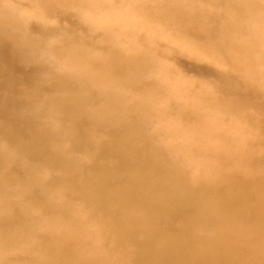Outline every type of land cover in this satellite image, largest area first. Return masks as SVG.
Instances as JSON below:
<instances>
[{"label":"bare ground","instance_id":"6f19581e","mask_svg":"<svg viewBox=\"0 0 264 264\" xmlns=\"http://www.w3.org/2000/svg\"><path fill=\"white\" fill-rule=\"evenodd\" d=\"M10 1L25 12L0 0V73L20 61L72 65L67 79L61 69L47 75L60 90L51 112L72 128L53 146L25 143L35 113L21 119L24 96L17 100L0 80V136L19 142L28 159L0 152V264L29 261L22 253L37 264H264V157L253 153L264 140V118L255 113L264 107V0ZM125 3L126 15L147 28L146 42L110 48L109 33L130 31L118 18ZM31 15L56 22L34 33L62 39L39 45L25 26ZM66 15L77 22L65 27L59 20ZM84 20V34L96 35L92 42L77 34ZM76 42L102 53H63ZM160 44L220 63L224 104L213 106V95L198 84L170 80L169 64L157 62L168 56ZM101 100L104 106L88 108ZM220 113L235 124L257 123L255 137L230 144L229 133L213 129ZM143 120L153 125L154 144ZM173 146L174 158L166 150ZM141 162L149 164L133 169ZM240 170L248 177L239 178Z\"/></svg>","mask_w":264,"mask_h":264},{"label":"rangeland","instance_id":"374dc122","mask_svg":"<svg viewBox=\"0 0 264 264\" xmlns=\"http://www.w3.org/2000/svg\"><path fill=\"white\" fill-rule=\"evenodd\" d=\"M104 3H107L110 5L109 0H103ZM7 6H9V9H12L15 13H23L25 12L24 7H21L14 1L6 0ZM130 5L126 3L120 5L121 10V17H118L121 21H127L130 25V31L127 33H121L122 36L118 37V31L114 30L111 33H109V38L107 40L108 45L110 48H119V47H126V46H138L142 47L140 42H137V39L144 40L143 42H146V34L147 28L144 25H141L138 22V19L131 17L129 15H126V10ZM123 11V13H122ZM58 20V19H57ZM61 23L68 27L69 24L76 21L75 17L72 15H66L63 16L61 20ZM77 22V21H76ZM44 23H47L49 25H56V22L53 20L47 19L45 16H35L31 15L28 16L25 26L27 27V32H31L32 38L35 39V41L41 45L46 46L49 45L53 40L60 41L62 39V35L58 34L59 36H45L39 31L37 33H34L35 28H39L40 25H44ZM135 23L137 27H133V24ZM82 27L81 29L77 30V34L80 36H84L87 40L90 42L94 41V37L96 36L93 32H88V36L84 34V27H89V21L84 20L83 24L80 23ZM145 28V29H144ZM138 29V30H136ZM86 30V29H85ZM33 31V32H32ZM91 33V34H90ZM93 34V35H92ZM148 34V33H147ZM137 37V38H135ZM101 38V37H100ZM70 39V38H69ZM98 40V39H97ZM96 40V41H97ZM152 44V43H151ZM82 46V47H81ZM81 46L78 45V42L76 43H70V45H66L64 47L63 53H71L73 54L75 50L79 49L81 52L82 50L89 51L92 54L100 55L102 52L98 49H93L90 44L83 43ZM159 50L162 52L166 51L168 53L167 59L159 58L157 60L158 63L162 65H167L168 69H172L174 71L173 74H167L168 78L171 80H184L187 82H192L197 85V89L206 91L213 95V106H221L224 104V101L226 100V97L221 93L219 87H218V79L223 74V67L220 65V63H217L216 61L208 62L203 61L195 58V56H191L184 51L181 50H175L171 49L170 46L167 44H160ZM72 67V65L65 63L64 61H57L55 62L54 66H38L35 63H30L28 61L26 62H15L13 64H10L7 66V70L0 73V80L7 81L9 88L14 92L15 98L17 100H21L22 96H24V102L20 104V108L18 110L19 116L21 119H26L24 117H27V114L29 112H34L35 115L31 117V119H35L36 123H33L34 130L31 131L28 135V138L26 137L25 143L34 144L36 146H53L55 143L57 144L58 141L70 133V129L72 128L70 125H61L59 124L58 120L56 119V113L51 112V108L56 104L57 99L55 98L59 94V87L51 83L47 80V75L49 74H56L61 69L63 72V77L65 79L68 78V71ZM58 70V71H57ZM71 70V69H70ZM6 72V74H5ZM185 92H188L187 90H184ZM41 97V98H38ZM91 105H87L89 109H95L99 107L100 105L104 106L106 104L105 101H100L98 103H92V101L89 102ZM86 106V107H87ZM83 107V108H86ZM181 110L179 106L175 107V112H178ZM249 112L254 113V110L252 108L248 109ZM39 116H38V113ZM255 113L264 118V107L258 108V110H255ZM29 118V117H27ZM233 117H229L227 114H219V117H213V129L217 128L218 130H225V133H229L230 138V144L235 141V139H239L240 141H249L248 139L252 140L256 132L258 130V125L256 124H248V123H241V124H235L232 123ZM195 118H192L191 120L187 121L184 124H191ZM45 121V123H50L53 128L48 130L45 128V123L42 122ZM84 127L86 132L85 134H89L91 132V129L93 128V124L87 123ZM144 124V131L145 133H150L151 129L153 128V125L150 124V121L147 123L146 120H143ZM88 127V128H87ZM96 128V127H95ZM3 129V121L0 118V131ZM36 129V130H35ZM94 129V128H93ZM37 131L45 134V137H39L37 135ZM2 133V132H1ZM96 139H99L102 137V134H94L93 136ZM150 139L153 142H156L155 137L151 136L150 133ZM100 140V139H99ZM169 138L166 137L163 139L164 143L169 142ZM63 142H66L63 140ZM20 144L19 142L15 141L11 143L10 145L6 143L4 138L0 136V152L5 156H18V161L20 163H27L28 159L25 157L21 151L19 150ZM126 147H121V150H125ZM177 149V146L170 147L167 150L168 154L171 157H176L174 150ZM253 152L255 155H257L260 159L264 157V140L263 142L259 143L253 148ZM71 155V153H69ZM73 156L78 160H83V156L79 155L78 153H72ZM231 155V150L228 148V154H226L227 157ZM156 162L160 163L158 161V156L155 157ZM105 159L101 158L100 163H103ZM183 161V160H180ZM34 164V163H33ZM149 163H139L135 168H142L143 166H147ZM165 165V163H163ZM81 168L87 173H91L89 169L82 166ZM22 172V171H19ZM20 176V173H19ZM161 175H157L154 177L155 180L160 179ZM238 177L239 178H247L248 174L240 170L238 171ZM43 190L51 191V186L46 185L43 187ZM70 202L75 206L78 210L83 212L81 210L82 203L80 201L69 199ZM81 204V205H80ZM227 215V214H225ZM221 215H218L219 217ZM221 220V219H220ZM178 224V223H177ZM2 231V229H1ZM7 232H11V229H7ZM113 242L109 244V246H113ZM107 249L103 245V251ZM22 256L28 259L29 261H20L19 264H37L33 260L29 259L27 257L26 253H22Z\"/></svg>","mask_w":264,"mask_h":264}]
</instances>
